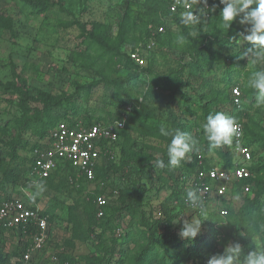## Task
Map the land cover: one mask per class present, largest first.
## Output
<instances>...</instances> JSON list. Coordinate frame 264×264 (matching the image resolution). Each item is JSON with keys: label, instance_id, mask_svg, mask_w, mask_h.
Segmentation results:
<instances>
[{"label": "rangeland", "instance_id": "rangeland-1", "mask_svg": "<svg viewBox=\"0 0 264 264\" xmlns=\"http://www.w3.org/2000/svg\"><path fill=\"white\" fill-rule=\"evenodd\" d=\"M42 1L49 3V8L42 9L31 0H0V190L4 185V169L11 162L10 144L17 139L23 144L29 142V146L19 148L20 160L16 163L28 164V156L32 154L30 148L39 136L35 131L44 121L42 112L45 110V115L50 112L46 109L48 96L55 100L76 94L78 97L68 102L70 107L74 105L83 111L90 110V114L96 117L110 115L108 119L120 112L124 104L133 102L132 111L126 115L127 135L123 136L116 155L119 161L136 156L153 162L162 157L167 147V137L159 132L162 124L171 129L173 122H180L191 138L198 136L200 127L206 123V102L217 97L234 111L230 102L231 89L239 85L243 90V108L237 113V118L245 122L249 139L253 135L261 138L252 147L256 162H264V148L260 147L264 140V105L257 104L256 90L245 86L251 73L264 70V62L250 63V53L243 59H238L237 55L232 63L228 55L238 54L239 49L228 43L214 44L217 53L211 57L200 53L196 58L198 61L194 59L204 34L234 37L241 27L238 21H234L230 29L222 27L220 11L223 5L220 0H214L215 5L208 0L209 14L202 19L211 17L212 7H215L217 16H213L203 28L199 23L175 24L160 40L150 29L154 25L150 21L165 16L172 0ZM193 1L196 5V0ZM79 22L96 36L104 38L112 48L91 37L79 27ZM192 31L197 33L195 37L190 34ZM181 35L185 37L183 44L177 41ZM235 39L238 42L239 38ZM244 43L238 42L239 46ZM137 49L138 61L130 56ZM181 64L185 66L182 76L186 83H181L178 76ZM135 73L139 74L136 79L120 86L114 83ZM20 79L25 81L30 92V105L38 111L27 113L20 106L19 96L10 88V84H18ZM158 84H162L163 89H157ZM65 109V106L52 107L49 118H56ZM202 137H206L205 133ZM213 152L215 150L212 155ZM16 163L14 161L11 165ZM133 180V174L106 176L101 172L89 179L76 169H66L47 182V187L34 190V194L38 192L36 194L41 196L43 205L60 206L59 215L51 221L46 242L36 253V264H70L67 258L75 260L71 264H86L102 257L104 253L98 248V240L84 237L81 232L87 228L90 216L99 211L97 198L104 195L108 203L117 205L127 195L125 189L132 185ZM255 180L256 184L248 191L237 186L223 196L213 192L206 203L212 206L211 210L219 211L226 206L227 214L230 211V217L225 220L229 224L222 228L223 235L217 236L210 257L231 244L243 246L245 236L239 225L238 211L258 191L262 194L260 211H255L245 223V228L256 232V246L264 244V172ZM184 186L190 188V181H185ZM20 191V186L8 184L1 194L18 195ZM164 191L155 187L146 193L149 199L147 210L155 209L167 198L169 193ZM187 216L184 218L191 219L196 215L190 211ZM130 222V218H126L121 227H116L114 237H111L112 231L106 234L117 243V251L110 264H132L133 258L145 247L138 218L134 217L132 225ZM176 224L181 228L182 222ZM17 233L11 230L0 233V251L9 254L10 259L19 257L33 243L31 237L21 242ZM127 233L134 234L136 240H126V257L121 263V248ZM171 263V258H168L167 264ZM181 263L193 264L191 261Z\"/></svg>", "mask_w": 264, "mask_h": 264}, {"label": "trees", "instance_id": "trees-1", "mask_svg": "<svg viewBox=\"0 0 264 264\" xmlns=\"http://www.w3.org/2000/svg\"><path fill=\"white\" fill-rule=\"evenodd\" d=\"M34 2V4L41 6L42 9L49 8V3L42 1V0H31ZM173 2H169L167 6V14L165 16H159L155 20H151L150 24L153 23L155 26H164L165 31L162 33L157 34L158 40L164 35H166L168 32L174 28L173 25H181V16L182 12H172L170 10V5ZM213 5L214 0H211ZM216 17L215 12L213 11L211 13V17L208 19H201L200 25L201 28L203 26L209 24V22L212 20V18ZM79 27L82 28L84 31H86L91 37L98 40L103 46H109L105 39L96 36L93 32L87 30L86 25L84 23L79 22ZM230 44V46H233L235 49H239L238 54H229L228 59H231L234 61L237 55L243 54L248 48L251 47V44L248 42H245L242 46H239L237 39L231 36H223V37H214L210 34H204L203 40L201 41V46L196 48L197 55L194 57L196 61H198L196 58H198L201 54L206 57H211L213 54L217 53L214 44L224 45V44ZM201 53V54H200ZM250 53L248 54V56ZM233 63V62H232ZM237 66V64H236ZM235 66V67H236ZM185 70L184 64H181L180 69L178 72V76L181 77V83H184L183 78V72ZM200 70V68L196 69ZM139 74L135 73L130 76H127V78H119L114 83H117L119 86L122 84H125L128 82V80L133 78H138ZM166 83V82H165ZM164 83V85H165ZM186 83V82H185ZM240 89L241 87L237 85ZM162 84H158L157 89L162 88ZM235 86H232V89ZM10 88L13 89V92L19 96V104L25 110V112L29 113L32 111H38L36 108H33L29 100L31 98L30 92L27 89L26 83L24 80L20 79L18 84H10ZM232 89H231V106L235 109L234 111L231 110V107H226L224 103H222V100L220 101L217 97L213 98V100H208L204 106L205 113L204 116L207 118V116L210 113H215L218 111H222L225 113L231 114V116L235 119V122H242V120H239L237 118V113L243 108V90H241L242 96H241V106L237 107L234 105L233 97H232ZM250 93V92H248ZM78 95H71L68 97H62L58 99H50L49 96L47 97V104L46 109L50 110L52 107H59L62 108V106H65L66 109L60 112L56 116V118L51 117L49 118V114L45 115V110L42 112V118L43 122L41 123V126L37 131L38 140L37 142L33 143V145L30 148L31 155L28 156V164L21 162L16 163L17 160H20V155L18 153L19 148H26L29 146V142H25L23 144L22 141H19L17 139L16 142H12L10 144L11 146V162L6 166L4 169L5 175H4V185L2 186V190H0V200L7 199L10 197L11 193L8 194H1V191H5L7 185L11 186H20L26 188L29 192H31L32 199L37 203L40 202L42 206V215L46 216L48 218L49 224H51V221L55 219L59 214H57L58 210L60 209V206L57 204L43 205L42 200H40L41 196H38V192H35L34 190H40L43 187H47V182L49 183L54 176H56L60 171L55 172L51 175L47 180L40 181V185L34 186L32 185L31 179L29 177L31 172L32 164L34 163V157L33 156V150L36 148V146L39 144V140H42L46 138L51 130L55 128L58 122L60 121H77L82 120L83 123L86 126L92 125L94 123H108L113 121V119L120 118L123 114V109L126 104H124L123 108L120 110V112H116V115H113L110 119V115L108 117L105 116H94L90 114V110L83 111L82 108L78 106H71L68 105V102L71 100V98L75 99ZM79 99V98H78ZM66 100L64 103L63 101ZM63 102V103H62ZM129 103V102H128ZM228 109V110H227ZM231 110L232 112H229ZM40 112V111H39ZM244 126V133H245V143L248 144L252 148L253 152V164L251 166L252 171V177L243 180L239 183H235L233 186V189L237 186H244L245 184H250V186H253L256 184V177L257 175H260L264 172V162L262 164H259L256 162V156L255 151L252 147L253 143H256L258 141H261L260 137H257V135H253L254 137L252 139H249V131H247V127L245 125V122H242ZM198 127L199 124H196ZM127 123L123 130L120 131V137L119 139L114 142V146L116 147L115 156L112 158L110 155L105 156L104 154L101 155L100 164L96 168V176L101 172L104 175H122L127 176L128 174L134 175V180L132 181V185L125 189L127 195L125 198L121 199L120 202L117 205L108 203L104 207V215L99 217L97 215V211L95 215L93 214L90 216V219L88 221V226L86 229L82 230L81 234H83L84 237L91 238L95 237L96 240H98V248L100 252H103L104 255L102 257L94 258L90 261H88L86 264H110L115 256V253L117 251V243L115 241H111L110 238L106 237V234L108 231H112V236H115L116 227H121L120 225L125 221L126 218H130V225H132V222L134 221V217L138 218V224L142 227L141 228V234H143V238L146 241L145 247L142 248L141 252L133 258L132 264H167V259L171 258L173 264H182L181 262H189L191 261L193 264H208V260L210 258L209 254H212L214 251V245L215 242H217L216 238L222 233V228L225 226H228V222L225 221L226 217H230L228 210V214L226 216H222L220 214V210L210 209V218L208 220H205L203 222L204 226L202 227L201 232L198 234L196 239L194 241H188L185 239H182L178 233L180 231V228L176 224V220L180 219L181 217H187L188 213L192 211L193 214H198V208H196L194 205L195 203H188L186 200V191L187 189L184 186V181L192 174L196 173L202 166H211L212 164L219 163L224 168H230L233 166V160H234V154L231 150L232 142L229 144L222 145L218 148L210 147L209 142L207 140V137L202 139V135L204 133L203 126L200 127L199 130V136L192 137V140H190V143L195 141L193 150L186 154V157L181 162V165L176 168L167 167V147L164 149L162 153V157L159 159H163L165 161L166 167L164 168H157L154 167V162L156 161H146L142 158H138L136 156H130L124 159L118 160V148L120 147L122 143V138L124 135H127ZM173 130L179 129L181 131L186 132V127L182 123H176L173 122L172 128ZM253 132H250L252 135ZM167 146L170 143L171 137H167ZM202 139V140H201ZM261 148H264V140L263 143L260 146ZM215 150L214 155L211 154V152ZM200 155H203V164H200ZM215 157L217 159H215ZM15 161V165H11L12 162ZM119 161V162H118ZM70 169L71 171L75 168L68 165L63 170ZM61 170V171H63ZM147 185V186H145ZM156 187V190L160 191H166L168 196L165 200L160 202L158 207L155 209H146V206L149 203L148 197H146V193H148L152 188L154 189ZM164 191V192H165ZM122 192H124L122 190ZM37 193V194H36ZM260 192H256L255 197L248 201L247 204H245L239 211V225L242 231L244 232V243L242 248V255H246L247 252L252 251L256 247V243L254 241V237L256 232L253 229L245 228V223H247L248 220L252 218L255 211H260ZM71 209V207H69ZM226 208V206H225ZM118 225V226H117ZM5 230H7L5 227L0 225V233L4 234ZM37 231L36 225H30L27 230L20 228L18 235L21 238L22 241H26L29 239L31 233ZM221 232V233H220ZM134 234L127 233L125 234V242L123 247L121 248V263L124 262L126 257V247L125 243L127 241L129 242L132 239L136 240L134 237ZM127 240V241H126ZM1 241V236H0ZM26 246L24 245L23 250ZM21 250V252L23 251ZM17 255L20 254V252L16 253ZM181 256V257H179ZM66 259V258H65ZM68 262L70 264L75 260L72 258L68 259ZM10 261V255L2 253L0 251V262L4 264H8ZM171 263V264H172Z\"/></svg>", "mask_w": 264, "mask_h": 264}, {"label": "built area", "instance_id": "built-area-1", "mask_svg": "<svg viewBox=\"0 0 264 264\" xmlns=\"http://www.w3.org/2000/svg\"><path fill=\"white\" fill-rule=\"evenodd\" d=\"M182 5H187L184 7ZM196 5L193 0L183 1L173 0L170 5L172 12H182L195 10ZM210 5L205 11L209 14ZM154 35L165 31L164 26L151 25ZM153 35V36H154ZM130 56L133 60L139 59L138 49L132 51ZM241 89L238 86L233 87L232 97L234 105L241 106ZM133 102L124 106L123 114L118 119L108 123H94L86 126L82 120L73 122L60 121L53 128L50 134L39 141V144L33 150L34 163L31 167L30 179L32 185L39 186L40 181L47 180L57 171L63 170L68 165L74 167L83 176L92 179L96 176V168L100 164L101 155H110L114 158L116 142L120 137V131L127 123V114L132 111ZM238 132L232 137L231 150L234 154L233 166L224 168L219 163L211 166H202L196 173L190 175L185 181H190L191 187L186 188L198 190V199L195 207L198 208L201 199L206 204L212 193L217 196L225 195L230 189L233 190L234 184L247 180L252 177L251 166L253 164L252 148L245 143L244 126L242 122H236ZM203 164V155L199 156ZM184 181V183H185ZM245 190L250 189V184H245ZM26 188L21 187L20 194L10 195L9 198L0 200V225L13 233L18 232L20 228L27 230L30 225H36L37 231L30 237L33 243L25 249L23 254L15 259H10L8 264H36L35 256L48 238L50 224L48 218L42 215V206L40 202H35ZM99 217L104 215V207L107 205V199L104 195L97 198ZM220 214L224 217L227 210L222 208ZM0 264H4L1 263Z\"/></svg>", "mask_w": 264, "mask_h": 264}, {"label": "clouds", "instance_id": "clouds-1", "mask_svg": "<svg viewBox=\"0 0 264 264\" xmlns=\"http://www.w3.org/2000/svg\"><path fill=\"white\" fill-rule=\"evenodd\" d=\"M179 2L180 0H178ZM220 3L223 5L220 11L222 27L230 29L233 22L238 21L241 27L236 30L234 38L238 37V42L243 41L251 44V47L237 58L243 59L251 53L250 63L259 64L264 62V0H220ZM199 4L201 6H198L195 10H187L182 14L181 22L184 25H196L207 15L205 8L208 7V0H199ZM182 6L187 7V5ZM212 11H215V7H212ZM190 34L193 37L197 35L195 31ZM177 41L183 44L185 37L181 35L177 38ZM245 86L255 89L257 104L264 105V70L251 73ZM203 129L210 147L213 148L229 144L233 135L238 132L235 119L222 111L210 113L206 118ZM159 132L162 136L171 137L167 146V167H179L186 154L193 150L195 141L190 143L192 138L189 133L179 129H170L163 124L159 128ZM154 167H166L165 161L157 159L154 162ZM197 192L198 190L194 189L186 191L188 203L197 201ZM211 207L201 199L198 214L195 217L177 219L176 222H182L178 235L182 239L194 241L201 232L203 222L210 218ZM242 251L239 243L231 244L225 247L222 252L212 255L208 260V264H264V244L257 245L254 250L247 252L243 257L241 256Z\"/></svg>", "mask_w": 264, "mask_h": 264}]
</instances>
